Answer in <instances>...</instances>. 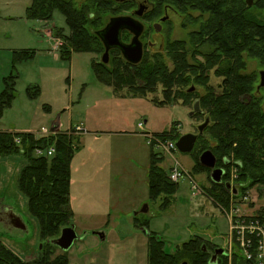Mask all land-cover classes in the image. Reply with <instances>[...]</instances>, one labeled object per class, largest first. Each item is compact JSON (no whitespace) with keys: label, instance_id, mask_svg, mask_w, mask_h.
Returning a JSON list of instances; mask_svg holds the SVG:
<instances>
[{"label":"rangeland","instance_id":"rangeland-1","mask_svg":"<svg viewBox=\"0 0 264 264\" xmlns=\"http://www.w3.org/2000/svg\"><path fill=\"white\" fill-rule=\"evenodd\" d=\"M32 2L0 0V97L5 80L15 76V98L0 115V130L32 132L37 138L54 139L53 146L68 136L71 147L77 150L80 146L70 165L73 224L79 235L66 252L70 264H149V236L135 226L136 212L141 218L149 219L147 231L161 236L167 253H174L178 246L195 236L203 237L211 246H216L214 242L226 249L229 244L227 212L234 191L230 189L228 206L217 204L205 191L204 188L207 191L212 188L209 174L194 169L202 154L197 150L199 143L190 153L179 149L172 152L153 150L158 154L159 166L167 173L178 162L186 174L179 179L177 190L166 208H161L163 197L150 198L148 173L152 148L138 125L143 122L145 131L165 133L170 140L197 133L205 116H191L195 97L167 102L161 85L154 94L144 96L131 95L127 88L115 90L100 81L93 69L96 61H102L104 52H74L71 59H63L60 50L64 40L57 31L63 28L66 35L70 34L65 16L56 10L49 22L30 19L27 7ZM108 10L103 13V21L97 19L96 12L93 23L88 24L89 29L99 30L111 17L129 15L128 4L113 5ZM251 11L260 15L264 23V0ZM170 17L161 33H152L151 40L157 42V46L147 47L145 54V59L153 57L154 61H159L160 57L155 55L161 54L169 67L172 62L165 51L167 41H187L189 32L197 30L200 24L194 18L197 13L191 9L184 13L173 6ZM192 18L193 23L190 22ZM56 41L60 42L58 48ZM26 51L32 56L15 59V53L23 57ZM246 59L247 73L264 68L256 59ZM221 80L210 72L213 85L217 87ZM33 86L39 88L35 98L28 94V88ZM193 86L195 92L204 93L203 88L196 85L188 88ZM154 100L167 103L159 105ZM55 122H59L60 127L55 128L54 135L40 136L43 127L51 131ZM77 124H82L85 131L79 135L67 133ZM101 131L119 133L96 137ZM26 163L27 158L22 153L0 158V241L24 262L34 264L51 240L40 237L39 222L31 214L28 199L19 189V174ZM228 176L226 184L231 183L235 192L238 191L234 197L236 202L243 195L249 196L242 203L233 205L239 206L245 214H256L264 208L261 185L241 180L240 170L234 166H230ZM194 183L200 190L193 189ZM134 204H137L135 209ZM2 205H9L25 227L12 224ZM145 205L148 211L140 212ZM95 232H103L105 239L97 237ZM61 253V249L55 248L54 256Z\"/></svg>","mask_w":264,"mask_h":264},{"label":"trees","instance_id":"trees-1","mask_svg":"<svg viewBox=\"0 0 264 264\" xmlns=\"http://www.w3.org/2000/svg\"><path fill=\"white\" fill-rule=\"evenodd\" d=\"M150 1L155 11H162L168 4L171 8L177 6V10L184 13L189 9L197 13L194 18L200 24L197 30L189 32L188 40L171 39L165 45L172 66L169 67L159 53L155 55L160 57L159 61H154L153 57L145 59L144 56L139 63H132L119 49H112L109 62L96 61L93 69L103 83L113 86L115 90L127 88L134 96L154 94L161 85L167 102L188 96L200 101L202 112L193 116H205L209 123L196 143H199L198 153L211 149L217 157V165L223 167L227 174L221 183L214 182L212 170L202 165L199 158L194 169L208 172L212 188L208 191L204 188L205 191L217 204L228 206L230 189L226 180L230 166L240 170L241 180H250L251 185L258 184L264 188V88L258 90L256 72H246V58L256 59L264 66V23L260 15H254L251 11L263 0H257L251 7L246 0ZM125 4L113 0H33L27 7V16L49 22L56 10L63 13L70 34L66 35L61 28L57 35L64 40L61 57L69 60L74 52H105L100 35L103 27L91 30L88 24L93 23L96 12L97 19L103 21V13L109 11L108 8ZM194 18L190 22L193 23ZM30 56L32 54L27 51L23 57L15 53L16 60ZM211 71L222 78L217 87L210 82ZM14 78L11 76L5 80V89L0 97V115L15 98ZM190 85L202 87L204 93L190 91ZM181 88L188 89L184 91ZM176 92L178 95H175ZM28 94L31 98L37 97L38 86L28 88ZM154 101L159 105L167 103ZM68 138L60 139V143L54 146L55 154L50 158L34 153L38 148L52 147L54 139L37 138L32 132H0V158L18 153L27 158L19 174V189L27 197L29 210L39 222L40 237L51 240L34 264H70L68 251L61 249L63 253L54 256L55 248L59 247L52 243L65 227L73 224L74 219L70 165L80 146L75 150ZM157 156L152 150L149 191L150 198L154 200L163 197L161 208L164 209L170 204L178 182L170 180L169 172L159 166ZM226 158L231 160L229 165L224 162ZM138 214L134 216L135 226L147 230L149 219L141 218ZM257 215L264 221V208ZM148 236L149 264H210L217 249L203 237L195 236L178 246L174 253H167L161 236L152 231ZM0 264L32 263L24 262L0 241ZM216 264H229L228 255L219 254ZM232 264H247V261L236 254Z\"/></svg>","mask_w":264,"mask_h":264},{"label":"water","instance_id":"water-1","mask_svg":"<svg viewBox=\"0 0 264 264\" xmlns=\"http://www.w3.org/2000/svg\"><path fill=\"white\" fill-rule=\"evenodd\" d=\"M116 2H125L127 0H114ZM257 0H246L248 6H253ZM147 9L146 5H141L140 8L136 11L138 16H142ZM165 20V19H164ZM124 30H130L135 34L134 39L130 44H126L122 40V32ZM156 30H161V25H156ZM143 32V25L138 20L130 16H118L110 20L108 25L100 32L101 38L105 44V52L102 57L104 63H108L110 60V51L112 49H119L124 57L132 62L139 63L143 56V46L139 40V36ZM261 85L264 86V71L261 72ZM194 91V87L190 89ZM194 110L191 112V116L195 115L198 112H202L200 107V101L196 100L194 103ZM209 119H207L202 125L199 126V133H188L179 138L177 141V148L183 153H190L194 150L195 144L198 140L199 134H203L205 127L208 125ZM200 162L202 165L210 168L211 178L216 183H221L225 175V171L222 168H217V157L211 149L205 150L200 156ZM230 187L229 184H227ZM10 216L12 224H16L18 227H25L22 219L17 215L11 212V207L9 205H2ZM4 210V211H5ZM148 206L145 205L140 212H147ZM138 212L135 213L137 215ZM147 234L149 233L145 228H142ZM102 240L105 239L103 232H95ZM79 239V235L76 231V226L65 227L61 235L52 240V243L57 245L63 251H69L73 246L74 242ZM225 253L223 249H216L210 264H216V260L219 254ZM182 264H189L188 262H183Z\"/></svg>","mask_w":264,"mask_h":264},{"label":"built area","instance_id":"built-area-1","mask_svg":"<svg viewBox=\"0 0 264 264\" xmlns=\"http://www.w3.org/2000/svg\"><path fill=\"white\" fill-rule=\"evenodd\" d=\"M59 46L60 42L56 41L55 47L58 48ZM138 127L153 150L171 152L177 150L176 139L170 140L167 139L166 134H155L145 131L143 122H140ZM82 131H84L83 127L77 124L75 125L74 130H70L67 133H75L79 135ZM40 133V136L54 135L56 130L50 131L43 127ZM15 140L18 144L20 143V140ZM55 152L56 150L54 146H50L47 149H36L37 155L40 154L49 157L53 156ZM185 174L184 169L180 168L179 163L177 162L176 165L171 167L169 178L173 182H179V179ZM193 189H199V187L194 183ZM229 189L234 191L231 199V202H233L229 212H227V218L229 220V244L225 251L229 257V264H232L233 258L236 254L247 261V264H264V221L258 217L257 213L245 214L241 212L242 209L239 206L233 205L234 203H242L244 199L249 198V196L243 195V198L241 197L239 202H236L234 197L237 195L238 191L235 192L236 188L231 183Z\"/></svg>","mask_w":264,"mask_h":264},{"label":"flooded vegetation","instance_id":"flooded-vegetation-1","mask_svg":"<svg viewBox=\"0 0 264 264\" xmlns=\"http://www.w3.org/2000/svg\"><path fill=\"white\" fill-rule=\"evenodd\" d=\"M114 2H116V1H114ZM116 3H126V4H128V10H127V12L129 13V15H120V16H130V17L138 20L139 22H141L142 25H143V32L139 36V40L141 41L142 46H143V56H142V59H143L144 56H145V54H146V51L148 50L147 47H149V48H155L157 46V42H153L151 40V35H152V33L153 34L154 33L155 34H158V33H161L162 32V30L164 28V24L165 23H168L170 21V19H171V17H170V10L172 8L167 4L163 8L162 11H160V9L158 11H155L154 6H153V2H151L150 0H127L125 2H116ZM141 5H146L147 6V9L145 10V12H144V14L142 16H138L136 14V11L140 8ZM114 17H118V16H114ZM114 17H111L110 20L112 18H114ZM110 20H109V22H110ZM108 23L102 28V30L108 25ZM157 24L158 25H161V30L160 31H157L156 30V25ZM134 37H135V34L132 31H130V30H124L122 32V40L126 44H130L132 42V40L134 39ZM128 38H129V40H128ZM262 71H264V68H260L258 70V72L254 71L258 75V81H259L258 86H257L258 87V90H261V89L264 88V86H260L261 85V80H262L261 79V72ZM194 91H195V89H194ZM193 110H194V107H193ZM192 117H194V116H192ZM205 121H203V123ZM203 123H201V124L198 125V132L197 133H194V134H198L199 133V126L202 125ZM200 135L201 134H199V136ZM198 141H199V137H198L197 142ZM195 146H196V144H195ZM224 162H225V164L229 165L231 163V160L229 158H226L224 160ZM216 167L217 168H222L225 171V169L223 167H219L218 165Z\"/></svg>","mask_w":264,"mask_h":264},{"label":"crops","instance_id":"crops-1","mask_svg":"<svg viewBox=\"0 0 264 264\" xmlns=\"http://www.w3.org/2000/svg\"><path fill=\"white\" fill-rule=\"evenodd\" d=\"M146 122V121H145ZM82 125V124H81ZM85 125V124H84ZM83 125V126H84ZM54 128L53 129H55V128H59L60 127V123L59 122H55L54 123V126H53ZM16 132V131H8V130H0V132ZM85 131V130H84ZM17 132H27V131H17ZM100 133V134H99ZM119 132H116V131H101V132H97L96 134V137H100L102 134H105V135H114V134H118ZM136 135H138V134H136ZM139 136V135H138ZM78 141H80V138L78 139ZM80 150V149H79ZM136 205L137 204H134V206H132V207H134L133 209H135V207H136ZM139 213V212H138ZM134 220V219H133ZM95 227L96 226H94V229H95ZM96 234V233H95ZM96 236H97V234H96ZM98 237V236H97ZM105 237H106V235H105ZM213 244H215L216 246H218L217 247V249H223V250H225L223 247H221L220 245H218V244H216V243H214L213 242ZM220 246V247H219Z\"/></svg>","mask_w":264,"mask_h":264}]
</instances>
